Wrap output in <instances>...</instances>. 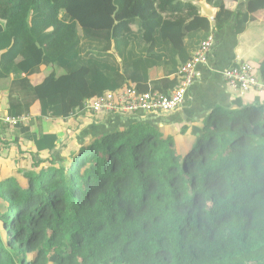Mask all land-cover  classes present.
<instances>
[{"label":"trees","instance_id":"obj_1","mask_svg":"<svg viewBox=\"0 0 264 264\" xmlns=\"http://www.w3.org/2000/svg\"><path fill=\"white\" fill-rule=\"evenodd\" d=\"M207 2L214 20L184 0H0V90L36 114L15 127L23 163L0 168V264H264V93L173 134L82 111L132 84L169 95L210 36L264 19V0ZM70 118L90 125L80 145L32 132Z\"/></svg>","mask_w":264,"mask_h":264},{"label":"crops","instance_id":"obj_2","mask_svg":"<svg viewBox=\"0 0 264 264\" xmlns=\"http://www.w3.org/2000/svg\"><path fill=\"white\" fill-rule=\"evenodd\" d=\"M257 21L258 25L254 30H251V26L253 25V22H251L247 31L243 34L237 35L233 31V28L229 27L215 35L213 50L209 56V65L200 64L198 66L197 79L190 87L181 109L169 113H136L130 116L133 118L127 117L125 121L121 117L101 114L100 117H104V124L99 128L113 130L126 124V121L137 118L138 120H145L157 126H164L167 133L173 134V132L179 133L184 125L199 124L218 106L235 108L233 100L238 93L224 79V71L237 60L254 61L258 64L264 60V45L261 42L264 39L262 32L264 19ZM58 73L61 74L62 71H58ZM159 75L163 76V73L161 72ZM35 77H33V80ZM253 95V93L248 94L245 96V100L251 99ZM7 111V93L0 90V112ZM76 119H46V121H43L44 124L42 122L33 126L32 132L57 133L61 142L60 147H67L68 149L74 144H81V142L75 141L72 137L77 130L81 129L80 123H76L78 122ZM3 128L4 126L0 127V168L2 166V168L8 167L13 169L15 164L19 166L24 161L20 148L24 151L31 149V143L24 140L22 136L21 144L14 142L18 138L15 135L16 128ZM184 139L188 141L189 135H185ZM3 143L7 144L3 145Z\"/></svg>","mask_w":264,"mask_h":264},{"label":"built area","instance_id":"obj_3","mask_svg":"<svg viewBox=\"0 0 264 264\" xmlns=\"http://www.w3.org/2000/svg\"><path fill=\"white\" fill-rule=\"evenodd\" d=\"M214 35L203 42L194 57L183 64L179 70V83L169 95L159 91L138 93L135 84L116 91L106 92L96 99H88L82 111L99 113L108 112L129 116L136 113H169L183 107L186 95L198 76L200 64L209 65V56L214 46ZM228 85L243 97L250 93H264V81L256 68L246 60H237L232 67L224 71ZM34 118L31 114L11 115L0 113V127L27 125Z\"/></svg>","mask_w":264,"mask_h":264},{"label":"rangeland","instance_id":"obj_4","mask_svg":"<svg viewBox=\"0 0 264 264\" xmlns=\"http://www.w3.org/2000/svg\"><path fill=\"white\" fill-rule=\"evenodd\" d=\"M241 5H244V4H241ZM257 25H258V21H256V23L253 22V25L251 26V30H254ZM262 27H263L262 32L264 34V25ZM261 42L264 45V39H262ZM250 63L256 68L258 75L261 76V64L264 63V60L262 62H260L259 64L254 62V61H250ZM43 78H44L43 75L37 76L34 78V82H40ZM0 113H3V112H0ZM88 130H89V126H87L84 130H77L74 133V135L72 136L73 139L75 141H79V142L81 141L82 142V140L86 139L87 136H86L85 132L86 131L88 132Z\"/></svg>","mask_w":264,"mask_h":264},{"label":"water","instance_id":"obj_5","mask_svg":"<svg viewBox=\"0 0 264 264\" xmlns=\"http://www.w3.org/2000/svg\"><path fill=\"white\" fill-rule=\"evenodd\" d=\"M186 2H192L195 5L199 6L201 8V13L203 16L208 17L211 20H214L217 15V9L213 8L207 0H184ZM119 61H121V58H118ZM122 119H126L125 117H122Z\"/></svg>","mask_w":264,"mask_h":264},{"label":"clouds","instance_id":"obj_6","mask_svg":"<svg viewBox=\"0 0 264 264\" xmlns=\"http://www.w3.org/2000/svg\"><path fill=\"white\" fill-rule=\"evenodd\" d=\"M130 116V115H129ZM123 117H125V116H123Z\"/></svg>","mask_w":264,"mask_h":264}]
</instances>
